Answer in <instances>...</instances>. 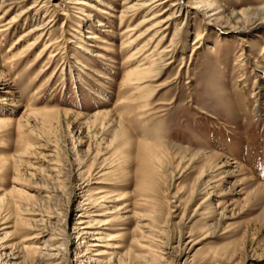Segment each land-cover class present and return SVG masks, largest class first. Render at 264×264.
I'll use <instances>...</instances> for the list:
<instances>
[{"label":"rangeland","instance_id":"374dc122","mask_svg":"<svg viewBox=\"0 0 264 264\" xmlns=\"http://www.w3.org/2000/svg\"><path fill=\"white\" fill-rule=\"evenodd\" d=\"M6 1L34 8L0 27V264H89L83 221L95 264H264V0H167L124 48L122 0Z\"/></svg>","mask_w":264,"mask_h":264},{"label":"bare ground","instance_id":"6f19581e","mask_svg":"<svg viewBox=\"0 0 264 264\" xmlns=\"http://www.w3.org/2000/svg\"><path fill=\"white\" fill-rule=\"evenodd\" d=\"M166 1L167 0H135L133 2L132 0H122L121 6H123V9L120 11V16H119V20L120 21L124 20V18L128 16V14H127L128 11L129 12L130 11H133L135 14L136 13H139V12L140 13L145 12V15L142 17V19H140L138 21V23L133 27V28H136V27H141V26L145 25L144 31L136 39H133L132 38V39H127V40L122 41L121 44H122L123 48L124 47L135 46L136 45L135 44L136 41L139 40L141 37H143V35L147 34L150 31H151L152 34H155V36H156V34H159L162 31L164 32L168 28V26H169V24H170V22H171V20H172L173 17H166V18L158 19V15L159 14L154 13L155 12L154 9L156 7H158L160 4L162 5V3L163 2H166ZM168 1H171V3L169 5V7L165 9V11H169V9H173L176 6H179L180 3H181L180 0H168ZM11 4H12V2H9V1H6V0H0V10L5 8L4 11H3V13H2L3 15L2 14L0 15V19L1 20H2V17L6 13H8L9 11H11L14 8V6H12ZM33 8H34V5H31L26 10L18 11V13L15 14V17L17 15H23V14L26 16V14L30 10H32ZM254 12H253L252 15H250V14L248 15L249 16V20L251 22L250 25L257 27L259 25L264 24V7H261V8L259 7ZM232 15H233V13H232ZM15 17H12L9 20V22H7L5 24H2V25L0 24L1 25L0 27L8 26V23H10V22H12L14 20H17L16 19L17 17L16 18ZM236 17H238V16H236V14H235V18ZM239 17H240L239 19L243 18L242 15H240ZM47 26H48V22L38 23L36 25H33V27H31L30 29H28L22 35V37H26V36H30V35H33V34H36V33L39 32V34L36 35L37 36L36 39L33 42L28 43L26 45V47H25L26 50L32 48L33 45H35V44L38 43V40L42 36L43 32H46V34L48 33V31H47L48 30V27ZM144 45H146V44H144ZM144 45L143 46L141 45L142 46V49H143ZM142 49L139 48V47L138 48L135 47L133 49V52L130 53L128 57L135 59L136 57H133V56H135L137 53H139L140 50H142ZM129 50H131V49H129ZM149 54H150V52H149ZM146 62H147V64H148V62L150 64H148V66H146L145 65ZM153 66H154L153 59H150V55L148 56V54H147L144 57V61H142L141 63H138L136 65V67L132 68L130 71L129 70L127 71V73L124 76L123 81L127 85L129 83V85L137 86L136 88L139 90L140 86H142V84L144 83V81H146L145 77L151 71V69L153 68ZM133 88L135 89V87H133ZM48 111H52V110H48ZM44 112H47V111H44ZM101 115H103V116L105 115L106 116V112L105 113L103 111L96 112L94 116L97 117V116H101ZM0 122H1V120H0ZM157 150H159L160 152L162 151L158 146H155L154 148H151V149L148 150V152H147L148 155L146 157L148 158L149 161L156 159V162H157L159 160L158 158L160 157V154H159V156L157 155ZM232 163H235V162H232ZM152 165H153V163H152ZM101 198H103V196H101ZM116 200H118V199H116ZM5 222L6 221H3V223H0V224H4ZM78 224L79 225L76 227V231L75 232L77 234H79V235H83V234H85L87 236L89 235L88 237H90L93 240L89 244L90 247L91 246L94 247L95 245H101L102 247L105 248V249H101V248H98L97 249L96 248V251L94 253H92V255L93 256L96 255L97 257H92V256L87 257L89 259V261H90L89 264H95V262L97 261L96 258H98L99 256L103 255L104 253L107 254L108 248L111 249V248H116L117 247V246L112 245L111 243H110L111 245L109 243H107L105 245L99 243L100 240H102V237H101L102 234L101 233H103L99 229L100 226L95 227L93 225H90L87 221L79 222ZM5 228H7V227L5 226L2 229H5ZM2 229H0V230H2ZM110 240H112V239L109 238L106 241L109 242ZM3 264H17V262H12V263L9 262L8 263L6 261Z\"/></svg>","mask_w":264,"mask_h":264}]
</instances>
